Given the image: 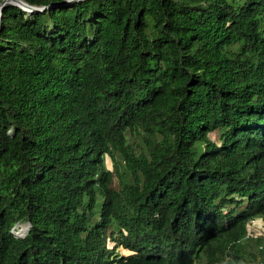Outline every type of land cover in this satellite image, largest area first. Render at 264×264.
Returning <instances> with one entry per match:
<instances>
[{"label": "trees", "instance_id": "16d2710c", "mask_svg": "<svg viewBox=\"0 0 264 264\" xmlns=\"http://www.w3.org/2000/svg\"><path fill=\"white\" fill-rule=\"evenodd\" d=\"M255 215L264 0L2 5L0 264H246Z\"/></svg>", "mask_w": 264, "mask_h": 264}, {"label": "clouds", "instance_id": "9594fccd", "mask_svg": "<svg viewBox=\"0 0 264 264\" xmlns=\"http://www.w3.org/2000/svg\"><path fill=\"white\" fill-rule=\"evenodd\" d=\"M21 235V234H17ZM255 235L264 236V223L260 215L251 216L246 219L244 223V236L246 238H252ZM258 248L261 247V244H258ZM246 264H264V259L251 260L248 259Z\"/></svg>", "mask_w": 264, "mask_h": 264}, {"label": "water", "instance_id": "95a60500", "mask_svg": "<svg viewBox=\"0 0 264 264\" xmlns=\"http://www.w3.org/2000/svg\"><path fill=\"white\" fill-rule=\"evenodd\" d=\"M73 1H76V0H58V1H51V2H48L46 4L33 5V4L27 3L24 0H0V9L4 3H12V4L19 6L20 8H22L25 11H43L45 8H48L50 6L62 5V4H66L69 2H73ZM23 224H24L25 228L22 231V233H24L28 227L27 222H23ZM14 234L17 235L16 233H14Z\"/></svg>", "mask_w": 264, "mask_h": 264}, {"label": "rangeland", "instance_id": "374dc122", "mask_svg": "<svg viewBox=\"0 0 264 264\" xmlns=\"http://www.w3.org/2000/svg\"><path fill=\"white\" fill-rule=\"evenodd\" d=\"M207 136L214 142H218V131L217 130H212L210 132H208ZM105 163H106V166L109 168L110 165H109V160L107 157H105L104 159ZM110 184L111 185H115L116 184V180L115 178L112 176V179L110 181ZM17 226H14L11 228V231H13V233H15V229H16Z\"/></svg>", "mask_w": 264, "mask_h": 264}, {"label": "bare ground", "instance_id": "6f19581e", "mask_svg": "<svg viewBox=\"0 0 264 264\" xmlns=\"http://www.w3.org/2000/svg\"><path fill=\"white\" fill-rule=\"evenodd\" d=\"M20 224H23V223H20ZM16 233V232H15ZM17 234V233H16Z\"/></svg>", "mask_w": 264, "mask_h": 264}]
</instances>
